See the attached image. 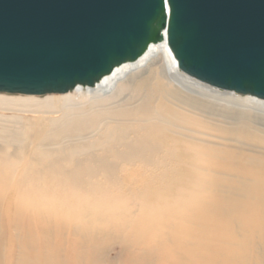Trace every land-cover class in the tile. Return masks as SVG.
Here are the masks:
<instances>
[{
  "label": "bare ground",
  "instance_id": "6f19581e",
  "mask_svg": "<svg viewBox=\"0 0 264 264\" xmlns=\"http://www.w3.org/2000/svg\"><path fill=\"white\" fill-rule=\"evenodd\" d=\"M0 264H264V100L166 41L94 86L0 92Z\"/></svg>",
  "mask_w": 264,
  "mask_h": 264
},
{
  "label": "water",
  "instance_id": "95a60500",
  "mask_svg": "<svg viewBox=\"0 0 264 264\" xmlns=\"http://www.w3.org/2000/svg\"><path fill=\"white\" fill-rule=\"evenodd\" d=\"M163 41L186 74L264 100V0H0V92L94 86Z\"/></svg>",
  "mask_w": 264,
  "mask_h": 264
},
{
  "label": "rangeland",
  "instance_id": "374dc122",
  "mask_svg": "<svg viewBox=\"0 0 264 264\" xmlns=\"http://www.w3.org/2000/svg\"><path fill=\"white\" fill-rule=\"evenodd\" d=\"M118 249H119V248L115 249V251H112V252L110 253V255H109V258L115 259V258L117 257V254H118ZM8 250L10 251L11 248H8Z\"/></svg>",
  "mask_w": 264,
  "mask_h": 264
}]
</instances>
